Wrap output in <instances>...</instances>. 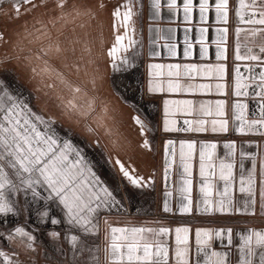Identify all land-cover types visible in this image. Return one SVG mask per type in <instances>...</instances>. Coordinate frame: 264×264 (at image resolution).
<instances>
[{"label":"snow or ice","instance_id":"1","mask_svg":"<svg viewBox=\"0 0 264 264\" xmlns=\"http://www.w3.org/2000/svg\"><path fill=\"white\" fill-rule=\"evenodd\" d=\"M144 7L142 0H125L111 11V17L116 21L115 35L111 48L107 49L113 73H125L135 66V59L141 55L143 41L136 39L137 20L140 13L137 7ZM54 8L58 10L51 23L72 21L87 18L97 21L103 12H107L105 0H14L5 12L0 7V21L19 20L21 16L35 9ZM151 9V25L148 31L150 37V55H160L156 48L161 40L170 41L173 30L158 27L162 21V13L167 9L169 18L182 12L183 21L191 23L193 12L198 9L199 21L205 24L209 19L210 10L214 11L217 38L212 41L216 45L215 60L228 59V37L230 33V13H233L236 26L232 29L234 37L233 58L237 61H248L244 65L247 76L241 74L237 66L234 95L249 96L257 99V114L248 118V105L237 101L233 107L236 112L233 128L244 136H254L264 140V0H235L230 6V0H150L147 5ZM123 9V11L121 10ZM83 26V25H81ZM208 27H200V36L196 43L200 45L198 57L209 59L207 46ZM26 29V25H21ZM123 29L122 32L119 30ZM191 29H185L187 33ZM6 31L0 30V45H6ZM170 56L177 55L175 44L163 45ZM193 44L187 35L184 38L182 56L191 58ZM90 51V49H89ZM69 50L55 43L41 49L35 59L41 60L39 67H32L33 78L46 76L45 87L49 89L45 95L51 101L46 109L36 110L32 100L24 99L22 93L13 88L12 84L0 77V223L7 222L9 215L16 217L22 212H28L27 207L21 209L14 197L23 193L27 197L31 193L33 202L45 200V208L39 211L40 222L50 219L52 225L61 224L60 219L50 218L48 202L62 207L64 221L71 228L78 229L80 234L69 235L73 255L84 256V264H264V229L245 228L239 235V245L233 243V229H195L196 256L191 255L189 244L191 229L187 226L174 229L175 244L169 243L164 237L173 234V229L165 226L152 227L143 225L117 226L105 213L121 212L125 205L119 198L124 181L135 188H147L152 184L151 177L138 173L137 169L122 161L117 155L113 159L109 154L107 163L115 171L118 181L113 186L104 179L98 167L89 157V148L101 146V136L111 139L118 132L120 119L116 110L98 94L96 80L100 75L96 60L87 63L97 65L84 75L90 79H80V61L71 60ZM75 55V48L71 49ZM103 55V53H102ZM11 56L0 57V64L10 61ZM19 59V57H16ZM25 59H30L25 57ZM71 60V62H69ZM59 62V66H56ZM147 94L156 98L162 104V130L165 133L174 132H208L226 133L229 131V121L225 117L226 102L217 100L213 106L210 102H197L193 99H169L165 94L209 93L211 83H192L197 77L202 80L221 81L227 72L223 63L182 64V63H152L149 64ZM260 69L259 72L256 69ZM75 75L76 79L71 77ZM247 80V83L242 81ZM126 87L131 88L132 85ZM12 88V91L9 89ZM225 85L216 83L218 95H224ZM243 89V91H241ZM15 93V94H13ZM121 99H124L121 97ZM127 102V101H125ZM135 115L132 122L138 127L139 134L144 137L140 147L148 149L149 140L146 133L156 130L159 125L152 124L148 113L153 109L148 105H133ZM177 113L185 117L182 123L174 119ZM212 117V119H205ZM176 141L168 139L166 143L165 179H168L172 159L176 156ZM225 147L229 155L237 154L236 145L227 143ZM260 147V145H257ZM196 145L192 141H181L179 145L182 183L179 187L180 197L175 209L169 198L171 191L165 192L163 212H179L182 215L213 216L240 213L252 217H264V160L260 161L257 170L256 154L240 150L241 161L247 158L252 161V168L244 172L240 164L239 180L233 174V162H220L219 179L224 182L223 190L217 191L213 198L214 185L210 177L216 175L215 164H205L212 160L215 144H202L199 151L200 176L202 183L198 200L192 196L191 160ZM212 169L211 172L208 169ZM238 183V188L234 185ZM38 189L47 192L42 196ZM235 193H238L236 195ZM25 203H28L27 199ZM52 239H59L60 233L51 231ZM83 236H95L100 243L87 246L81 240ZM19 239L25 249L35 251V236L24 227H15L5 237L0 232V238L13 241ZM227 240L223 251L213 249V240ZM235 257V259L233 258ZM0 264H25L16 252L0 250ZM79 264V262H78Z\"/></svg>","mask_w":264,"mask_h":264},{"label":"crops","instance_id":"2","mask_svg":"<svg viewBox=\"0 0 264 264\" xmlns=\"http://www.w3.org/2000/svg\"><path fill=\"white\" fill-rule=\"evenodd\" d=\"M105 3L107 5V12L101 13L97 21H89L87 18H77L78 21L73 23H62L58 21L53 28V37L51 42L46 46L47 48L55 43H59L61 47L69 50L68 55L71 60H79L81 72L79 74L81 80L90 79L84 75L85 71H91L92 68L97 65L87 63L91 60H96L98 62L100 75L96 80V88L98 89L99 95H105L108 97V103L112 108L116 110L118 114V119L120 123L118 125V132L111 139L101 136V145L104 152L109 157L111 154L112 158H119L122 161L131 164L132 167L136 168L138 173L145 177H151L152 184L147 188H135L128 184V186L135 191L136 194H140V205L141 213L139 215H131L130 219H127L123 224H117V226L125 225H143L147 224L152 227L165 226L173 229V234L169 237H164L169 243L175 244L174 229L176 227L187 226L191 229L189 233V244L192 246L191 255L194 259L196 256L195 250V229L197 228H207V229H233V243L238 246L239 235L244 231L245 228H256L264 229V217H252L246 216L240 213L236 214H215L213 216L201 215L196 213L194 215H182L179 212L165 213L163 212V204L165 201V192L171 191L172 196L169 198L171 206L175 209L177 201L180 197L179 187L182 183V177L178 173H182L183 169L180 167L179 159V145L181 141H192L195 142L196 148L193 152L192 158L188 163L191 165V179H192V196L194 201L201 197L199 191L202 178L200 176V159L199 151L202 144H215V153L212 156V160H205V164H215L216 175L210 177L211 183L214 185L213 198L217 197V191H222L224 182L219 179V165L223 161L225 163L233 162L235 167L233 168V174L237 181L241 173L240 164L243 163L244 172L247 173L252 168V161L244 158L241 161L239 152L241 149L248 153L256 154L257 170L259 171L260 161L264 160V140L254 137L251 135L244 136L233 128V123L239 124V121H234L235 108L233 105L239 101L248 105V118L251 119L253 114H257V99L251 98L252 89L249 88V96L237 97L234 95L236 73L234 69L239 66L241 74L247 76L246 68L244 65L251 62L248 61H237L233 58V47H234V37L232 35V29L236 26V21L233 13H230V33L228 37V59L226 61H216L215 60V50L216 45L212 43L217 38L216 28L222 25L216 24L214 18V11L210 10L208 22L201 24L198 16V9L193 12V19L191 23L183 21L182 12L177 14L175 17L169 18L167 15V9L163 10L162 21L158 24V27L167 31V29H172V39L170 41L161 40L160 46L156 48V51L160 53L157 57H152L149 53L151 51L150 47V37L151 33L148 31L151 25V9L147 7L150 0H142L144 7H137L136 11L140 13V17L137 20V35L136 39H141L143 41V47L141 48V55L135 59V65L128 72L116 73V75H132L136 78L137 85V95L135 97V102L128 101L125 99L120 91H118L114 85V82H109V78L112 72L110 67L109 58L106 56L107 49L111 48L115 35L118 34L117 30L114 28L116 21L111 17V1ZM179 2V0H178ZM195 2V0H194ZM235 2V0H230V6ZM211 3V0H210ZM58 11V10H57ZM56 11V12H57ZM56 14V13H55ZM83 25V26H81ZM209 31L207 33V46L209 49V59L200 60L198 57V51L200 45L196 43L199 38V28L208 27ZM191 29L187 33L185 29ZM120 32L123 29L119 30ZM187 35L189 41L193 44L192 56L191 58H184L182 56V50L184 48V38ZM175 44L177 46V55L170 56L167 49L163 47L165 44ZM75 48V55H72L71 49ZM90 49V51H89ZM103 53V55H102ZM71 60L69 62H71ZM152 63H182V64H208V63H223L226 65L227 72L225 74V79L217 81L212 80H202L197 77L192 83H211L213 85L212 91L209 93H197L195 95L191 94H165L166 98L169 99H193L197 102H210L215 104L217 100H224L226 102L225 107V117L229 121V131L226 133H213L211 131L196 133V132H174L165 133L162 130V104L154 97L147 94V84L149 77V64ZM56 66H59V62H56ZM257 72L260 69H256ZM72 79H76L73 75ZM33 78H30L32 80ZM111 80V79H110ZM247 80L242 81V83H247ZM113 83V85H112ZM216 83H223L225 85L224 95H218L215 90ZM113 87V88H112ZM243 91V89H241ZM142 98V102L139 98ZM112 96L114 99H112ZM123 97L124 99H121ZM128 101L130 103H127ZM145 103L153 109L151 112L150 119H152V124L159 125L154 131L146 133L149 140V148H141L140 145L143 142L144 137L139 134L138 127L132 122L131 116L135 115L133 111L134 105H145ZM187 119H194L195 116L185 117L181 113H177L174 119L179 123ZM205 119H212V117H205ZM168 139L176 141V156L172 159V167L169 169L168 179H165V167H166V143ZM227 143H234L236 145L237 154L235 156L229 155V150L225 147ZM260 145V147H257ZM107 157V158H108ZM209 172L212 169H208ZM234 188H238V183L234 185ZM238 195V193H235ZM139 196H133V198H138ZM134 217V218H133ZM213 249L218 251H223L227 246V240H213ZM235 259V257H233Z\"/></svg>","mask_w":264,"mask_h":264},{"label":"rangeland","instance_id":"3","mask_svg":"<svg viewBox=\"0 0 264 264\" xmlns=\"http://www.w3.org/2000/svg\"><path fill=\"white\" fill-rule=\"evenodd\" d=\"M110 3L109 0H106ZM111 7L114 10L119 5L123 4L125 0H110ZM14 3V0H0V7L3 8L5 12L10 11L9 6ZM123 11V9H121ZM56 9L54 8H40L35 9L31 13L21 16L19 20H4L0 21V30L6 31V39L8 43L6 45H0V57L11 56L9 62L5 64H0V77L9 81L13 88L18 89L23 95L21 98L31 99L33 106L36 110L46 109L50 106L51 101L48 96L45 95L46 92L50 90L45 87L46 76H37L33 78L32 67H39L42 64L41 60L35 59L40 53L32 56L30 61H21V56L29 55V49L35 48L40 49V45L44 46L45 43V33L46 28L50 31V26L53 24L50 21L53 20ZM76 20V19H75ZM71 18L68 21H62V23H73ZM21 25H26V29L21 28ZM43 31V32H42ZM35 35H37L35 37ZM30 42V48L26 50L20 47H26V44L22 43L25 38ZM26 45V46H25ZM16 57H19L17 59ZM25 62V63H24ZM136 66V65H135ZM116 73L111 72L109 82L112 80L114 85L116 83L122 82L123 87L127 85H132L131 88L126 87L131 91L136 97L137 95V85L136 78L132 75H116ZM30 78H33L30 80ZM111 79V80H110ZM113 85V83H112ZM113 88V87H112ZM12 91V88L9 89ZM15 94V93H13ZM101 98L108 102V97L105 95H100ZM124 97V96H123ZM135 97L133 100L127 99L128 101L135 102ZM125 99L127 97H124ZM142 101L141 96L139 95ZM127 103H130L128 102ZM143 102V101H142ZM144 103V102H143ZM134 105V104H133ZM145 105H147L145 103ZM151 115V113H148ZM89 157L93 159L94 162H98V167L104 179L108 180L110 184L115 186L118 181V177L115 176V171L107 163L108 156L103 150L102 145L99 148H89ZM42 196H46L47 192L42 189H38ZM119 198H123V203L125 208L121 212L105 213L111 221L117 222V224H123L127 219H130L131 215H139L141 213V197L140 194H136L135 191L128 186L127 182L124 181L121 185L120 191L117 193ZM138 195V198H133V196ZM17 205L23 209L27 207L28 212H22L16 217L9 215L7 222L0 223V232L5 234V237L10 231H13L15 227H24L27 231H31L35 236L34 248L35 251L25 249L21 244H19L20 238H15L13 241H9L6 238H0V250L12 253L16 252L19 254V259L23 260L25 264H84V256L73 255L71 245L67 237L69 235L80 234L78 229L71 228L64 221V213L62 207L55 203L48 202L47 207L49 210V217L60 219L62 222L59 225H52L50 219L44 223L40 222V217L38 215L39 211H43L45 208V200L40 199L39 201L33 202L31 193L27 194V197L23 193L17 194L14 197ZM27 199L28 203H25ZM134 218V217H133ZM2 219V218H0ZM51 231H57L60 233L59 239H52L48 233ZM82 242L87 246H95V244L100 243V240L95 236H83L81 235Z\"/></svg>","mask_w":264,"mask_h":264},{"label":"flooded vegetation","instance_id":"4","mask_svg":"<svg viewBox=\"0 0 264 264\" xmlns=\"http://www.w3.org/2000/svg\"><path fill=\"white\" fill-rule=\"evenodd\" d=\"M53 28H54V25L52 24L51 26H50V31L46 28V33H45V41H44V43H45V45L44 46H42V45H40V49H44V48H47L46 46L48 45V43L49 42H51V40H52V37H53ZM43 32V31H42ZM37 35H35V37H36ZM25 38V41L22 43V45L21 46H23V44H26L25 46L26 47H20L21 49H23V50H26V48H30L31 46H30V42H29V40L28 39H26V37H24ZM29 50H31V48L29 49ZM34 51H36L35 52V54H38V53H41V52H39V50H36L35 48L33 49V51H29L28 53H29V55H27V56H21L20 55V59H21V61H30V59L32 58V56L33 55H35L33 52ZM25 57H29L30 59H25ZM25 63V62H24ZM112 99H114V97L112 96Z\"/></svg>","mask_w":264,"mask_h":264},{"label":"bare ground","instance_id":"5","mask_svg":"<svg viewBox=\"0 0 264 264\" xmlns=\"http://www.w3.org/2000/svg\"><path fill=\"white\" fill-rule=\"evenodd\" d=\"M121 84H122V82L116 83L115 84L116 89L118 91H120L124 97H127L126 99L131 98L130 100H133V97H135V95L133 93H131V91L128 90L126 87H123L122 85H124V84H122V85Z\"/></svg>","mask_w":264,"mask_h":264},{"label":"trees","instance_id":"6","mask_svg":"<svg viewBox=\"0 0 264 264\" xmlns=\"http://www.w3.org/2000/svg\"><path fill=\"white\" fill-rule=\"evenodd\" d=\"M75 21H78L77 19ZM32 50V49H31ZM31 50H29L31 52Z\"/></svg>","mask_w":264,"mask_h":264}]
</instances>
